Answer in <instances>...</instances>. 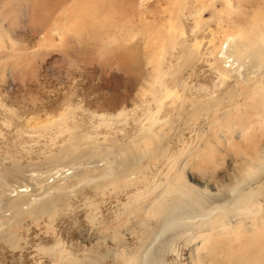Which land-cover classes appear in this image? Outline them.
Here are the masks:
<instances>
[{"label":"rangeland","instance_id":"rangeland-1","mask_svg":"<svg viewBox=\"0 0 264 264\" xmlns=\"http://www.w3.org/2000/svg\"><path fill=\"white\" fill-rule=\"evenodd\" d=\"M233 38L254 43L243 55L264 53V0H0V168L21 172L0 197V264H264V182L236 216L153 210L183 186L213 195L208 210L225 204L264 151V67L248 59L236 70L249 84L227 79ZM163 89L177 100L160 105ZM150 116L160 151L142 175L122 174L115 156L48 165L71 143L143 148ZM18 186L55 211L13 219Z\"/></svg>","mask_w":264,"mask_h":264},{"label":"bare ground","instance_id":"bare-ground-1","mask_svg":"<svg viewBox=\"0 0 264 264\" xmlns=\"http://www.w3.org/2000/svg\"><path fill=\"white\" fill-rule=\"evenodd\" d=\"M261 37L263 38V36H261ZM240 39H243V38H239V40ZM233 40L234 41H231L232 45H231L229 51L226 50L225 52L224 51L223 52H224V54L229 53L228 57L231 56V58H229V60L234 58L233 59L234 61H232V62H234L232 64L233 67H232V69H230L229 73L232 74V72H238V74H235V75L232 74V76L226 75V78L229 80L236 79L237 81H242L244 84H249L250 81H249V79H247L249 77H246L245 73H242L241 71L236 70V68L237 69H238V67L240 68L242 66V64H245L247 61L248 62L251 61V63H254L257 66L262 65L264 67V53H261L258 50H255L256 49L255 48L254 50H252V53L250 55H248V54H246L248 56H246L245 54L243 55L244 45L242 43L245 41H242V43H241L240 41L235 40L234 38H233ZM260 41H262V39ZM262 42H264V41H262ZM247 43H249V42H247ZM260 43L257 45H260ZM252 44H254V43H252ZM252 44H250V45L248 44L249 50H250V47ZM256 47L258 49V48H261L262 46L261 47L256 46ZM245 49L246 48H244V51H245ZM248 49H246V50H248ZM228 57H226V58H228ZM248 59H250V61ZM229 66H231V65H229ZM251 67L253 68V66H251ZM260 69H261V66H260L259 70ZM255 79H256L255 82L259 81L257 76ZM233 89H234V87H233ZM163 91H164L163 95L161 94L162 97H159L158 99H156V100H158V103L160 105L163 104L164 98L165 99H169V98L172 99L173 98V99L177 100V97L175 96V94L173 92H170V91L164 90V89H163ZM178 99H180V98H178ZM160 105H158V106H160ZM156 124H159V120H155L154 116H150L148 127H146L144 129V134H143L144 139L149 141L150 144H145L143 146V148H140L142 146L139 147L137 144V146H127V149L120 148L119 151H116V152L113 151L112 154H103V153L97 154V153H94L93 151H90L89 153L81 152L78 150L80 148L76 145V143H71L73 145L72 147H74V149H71L69 151L68 150H61L60 153L54 155L51 158L48 165L55 166V165L60 164L59 166H55V167H60V166L62 167V165H65V164H73L74 167L79 166V168H80V166H83V163H87V161L91 162V160H96V158L101 159V158H106L107 156H109V157L115 156L114 162L117 165V168L119 167L122 174L126 175L128 173L129 176L132 174H141L142 175V172L144 169L143 167L146 165L143 166L142 164H139V163H141L142 160L147 159L151 156H157L159 151H160L158 148H156V149L154 148L152 151H150V148H151L150 146L151 145L152 146L157 145V143L160 139V136H158L157 133L154 134V131H153V127L156 126ZM68 131H71V129H69ZM72 131H73V129H72ZM88 138L92 139L90 137H88ZM93 145L94 144H91L90 147H92ZM132 145H134V144H132ZM159 145L160 144H158L157 146H159ZM95 149H96V147L93 148L94 151H95ZM102 152H105V151L102 150ZM71 155H75L74 160H72L70 162H65L66 159H68ZM94 155H96V156H94ZM89 162L87 163L88 165H89ZM138 164L142 165V167L138 166ZM17 165L18 164L13 162L12 169H10V168L8 169V168L4 167L5 169L3 170L0 168V187H2V189H3L0 192V197H2L3 194L7 191L6 188H8L13 183H16L17 180L19 179V175L21 174V172H20L19 167ZM140 168H142V169L140 170ZM1 170H2V172H1ZM85 172H87V171H85ZM125 172H127V173H125ZM88 173H90V172H88ZM88 175H90V174H86V176H88ZM138 176H140V175H138ZM93 178H95V177H93ZM78 179H81V178H78ZM263 179H264V151L257 158H255L253 162L246 163L245 166L240 169L239 178H237L233 184H231L230 186L227 187V193L230 196H229V201L226 202L225 204H222L218 207H214V208L208 210V207H210L213 203H217V201L210 202L211 196H213V195L207 194V193H205L199 189L193 188V187H184L183 186L184 190L177 189L174 192H172L175 194L176 197L165 196L160 201V204H155L153 206V210L157 214L160 215V217L162 218L163 221L170 220L171 218L178 217L179 215H186L187 213L193 214L194 216L201 218L200 219L201 222H205V221L211 219L212 217H214L216 215H217V219L224 218L227 215H234L235 214V216H236L238 211H242L241 209L249 206L252 203V200L255 198L256 192L253 189H250V187H252L257 181H259V184L261 185L264 182ZM23 189L24 188H22V186H18L17 188H15L14 192L17 193V197L14 199H11V200L8 199L7 203L5 204V207L8 208V210H10L12 212L13 219L18 220L24 215H27V214L29 215L33 212L36 213L35 211L39 212L43 216L48 215L53 211L54 203H55L54 200H56V199H54V200L48 199L46 202H43L40 204H34L32 202H31L32 204H30V203H28L29 199H26L24 197V195H22L23 193H25V191ZM222 190H224V189H222ZM219 204H220V202H219ZM24 207H26L27 210H24ZM54 211H55V209H54ZM48 216H50V215H48ZM186 217H189V216H186ZM18 223H20V222H18ZM158 225H159V227L161 226L160 222ZM151 234H149L146 238H142V240H141L142 245L141 246H143L147 242V240L150 238ZM3 236H4L3 232H0V241L6 237V236H4V238H3ZM139 254H141V253H139ZM142 256L140 255L139 259H135L133 264H145V262H143ZM68 261L70 262L68 264H77V263L84 264L85 263V260L80 261L79 259L78 260L73 259V260H68ZM256 264H263V263L258 262Z\"/></svg>","mask_w":264,"mask_h":264}]
</instances>
